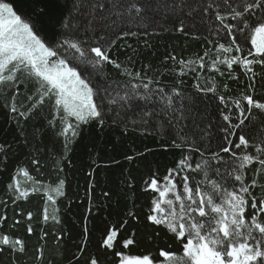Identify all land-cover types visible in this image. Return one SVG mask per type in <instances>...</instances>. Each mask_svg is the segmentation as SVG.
<instances>
[{"label": "snow or ice", "instance_id": "6c2138e0", "mask_svg": "<svg viewBox=\"0 0 264 264\" xmlns=\"http://www.w3.org/2000/svg\"><path fill=\"white\" fill-rule=\"evenodd\" d=\"M107 3L111 5V9L107 15H100L99 21H111L104 24L103 29L112 28L115 38L107 35L94 23L97 10L103 12L107 7L105 0H92L91 19L83 29L70 18L72 13H69L68 17H62L57 22L59 31L55 37L46 40L30 17H23L11 3L0 0V91L7 85L15 87L21 83V74L34 85L32 93L27 96L28 105H21L25 107L24 111L15 103L18 88L12 93V102L8 104L9 112L27 120L45 101L50 102L52 115L48 124L55 127L59 121L57 135L64 138L66 150L80 135L82 126L93 121L103 125L105 104L116 105L125 112L139 109L137 115L140 119L132 120V124L146 125L149 123L146 118L162 117L169 131L174 132L173 146L183 149L187 145L188 154L182 152L175 168L169 169L168 174L163 177V184L155 177L145 181L144 191L158 193V197L151 200L146 216L148 224L156 226L154 231L157 235L159 230H166L182 245V254L160 250L159 257L163 258L161 264H264V183L256 178L264 174V138L259 139L258 143H250L249 136L242 130L237 131L242 129L249 116L255 119L253 110L264 114V102L254 99L250 94L255 90L257 76L253 66L259 65L264 69V0H209L202 4V20L207 26L208 43L212 47L196 59L177 60L175 55L170 56L173 63L179 64L180 76L187 75L185 69L196 72L197 69L207 67L210 72L238 80L233 74V66L238 65L249 81L235 98L218 95L219 103L224 106L220 111L223 124L219 125L220 131L224 133V143L218 144L216 150H212L209 143L210 154L207 156L205 150L193 139L194 134H190L187 125L183 123L188 119L191 99L177 88L169 92L164 87H152L154 83L158 85L159 80H153L147 75L149 65H145L142 71H133L112 58V49L118 39L137 35L134 31L116 34L113 26L118 25V22L122 23L126 16L131 23L136 18L131 14L134 12L138 16L142 9L135 2L125 5L121 0H107ZM82 6V0H74L73 13L79 12ZM39 12L47 15L44 8ZM211 13H214L215 22L211 19ZM112 16L116 19L111 20ZM179 24L177 30L184 32V21L180 20ZM221 40L224 42H220ZM246 44H250V48H247L245 55ZM206 58H209L207 64ZM108 65L120 70V75L128 79L123 82L115 81L107 87L96 83V77H102ZM221 65L227 68V73L221 71ZM260 76L264 78V71ZM197 79L199 80V73ZM228 87L227 84L223 85L225 91ZM196 89L205 95L212 93L216 96L218 92L215 80H207L205 87L197 84ZM101 92L105 95L102 96ZM149 104L153 106L151 109L148 108ZM233 108L235 116L231 115ZM111 111L113 109L109 107L108 112ZM201 131L204 133L201 140L210 135L206 128ZM233 136L237 139L233 140ZM236 149L241 151L237 153ZM193 152H199V160L193 159ZM221 153L228 154L229 158L226 159ZM7 154L6 146L0 144V155L4 157L0 159V165L5 168L8 167ZM32 163L35 165L38 161L34 159ZM253 164L257 167L253 171L252 180L247 182L245 174ZM189 171L202 178L190 177L187 175ZM180 172L186 173L180 177L182 194L178 192L175 182ZM20 176L32 180L25 168L16 170L7 185L12 193V202L27 200L30 192L43 191V220L47 222L51 219L59 223L54 214V206L57 197L64 196L65 181L60 179L55 187L44 185L29 189L21 187ZM190 180L195 182V187L190 185ZM258 187L262 191L260 197L253 192ZM49 204L53 206L51 215L48 211ZM128 216L137 218L131 210L128 211ZM27 219H32V213L27 214ZM6 220V216H0V226ZM19 222L16 220L14 224ZM127 224L128 220L125 219L119 225L108 228L99 247L106 252H114L119 258L118 264H155L154 258L148 254L124 255L114 251L117 245L128 249L135 243L134 234L122 240L119 238ZM27 232H33L30 225ZM87 238L88 230L85 228V242ZM4 247L13 255L25 252L23 240L0 233V251ZM84 250L83 247L80 249ZM89 264H99V261L91 258Z\"/></svg>", "mask_w": 264, "mask_h": 264}, {"label": "trees", "instance_id": "16d2710c", "mask_svg": "<svg viewBox=\"0 0 264 264\" xmlns=\"http://www.w3.org/2000/svg\"><path fill=\"white\" fill-rule=\"evenodd\" d=\"M6 2L11 3L18 14L25 18L30 17L40 35L46 40L55 37L59 31L57 22L62 17H68L69 13H72L70 18L78 22L81 29L91 19L92 0H82L83 6L75 13L74 0H6ZM121 2L125 5L135 2L142 10L138 16L134 12L131 14L136 17L131 23L126 16L122 23L118 22V25L113 26L116 34L134 31L137 35L118 39L112 49V58L133 71H142L145 65H149L147 75L153 80H159V84L154 83L152 87H164L169 92L177 88L185 97L190 98L188 119L183 123L187 125V131L194 134L193 139L205 150V155H209V143L212 150H216L218 144L224 143V133L219 129V125L223 124L220 111L224 106L219 103L218 95L235 98L249 83L238 65L233 66V74L238 80L210 72L207 67L197 69L196 72L185 69L187 75L180 76L179 64L173 63L170 59L172 55H175L177 60L196 59L203 55L206 49L212 47L208 43L207 26L202 20V4L208 3L209 0L183 2L121 0ZM105 3L106 9L103 12L97 10L94 21L102 29L104 24L111 22L99 21L100 15H107L111 9L107 0ZM41 8L46 9L47 15L40 14ZM115 19V16L111 17V20ZM211 19L215 22L214 13H211ZM180 20L184 21V32L177 30L180 27ZM103 31L115 38L112 28ZM247 48H250V44L245 45V55ZM205 62L207 64L209 58H206ZM220 67L221 71L227 73L225 66ZM253 67L257 76L255 90L250 94L254 99L264 102V78L260 76L264 69L259 65ZM88 70L91 71L90 68ZM127 79L126 76L120 75V70L108 65L102 77L97 76L95 82L107 87L115 81L123 82ZM19 80L22 82L15 87L7 85L0 91V144L6 146L8 153L6 158L8 167L0 165V216L7 217L0 226V233L23 240L25 252L13 255L4 247L3 251H0V264H89L91 258H97L99 264H118L119 258L114 252H106L99 245L106 230L113 225H119L125 219L128 220V224L120 232L119 238L122 240L134 234L135 243L128 249L117 245L114 251L122 252L124 255L148 254L154 258L155 264L162 262L163 258L159 257L160 250L182 254V245L175 241L171 234L166 230H159L157 235L154 231L156 226L149 225L146 220L151 200L158 197V193L144 191L145 181L155 177L163 184V177L168 174L169 169L175 168L182 152L188 154L187 145L183 149L173 146L174 132L169 131L163 118H146L149 119L146 125L132 124V120L140 119L137 115L139 109L125 112L116 105L105 104L103 125L93 121L82 126L80 135L66 150L64 138L57 135L59 121L55 127L48 124L52 115L50 102L45 101L44 105L34 111L27 120L9 112L8 104L12 102L11 95L17 88L15 103L21 111L25 110L21 105H28L27 96L33 91L34 85L29 78L21 74ZM207 80H215L218 86L216 96L197 91L196 85L205 87ZM224 84L229 86L227 91L223 88ZM101 95L105 94L101 92ZM109 107L113 111L108 112ZM152 107L151 104L148 105V108ZM253 111L255 119L249 116L242 129L237 131L242 130L249 136L250 143H258L259 139L264 138V114L258 110ZM231 115H236L234 108ZM205 128L210 135L201 140L200 137L204 135L201 130ZM232 139L236 140L237 137L233 136ZM235 151L239 153L241 150ZM191 155L194 160L200 159L199 152H193ZM221 155L229 158L228 154ZM0 159L4 157L0 155ZM34 159L38 164L32 163ZM20 167L25 168L32 177L29 181L20 176L21 187L29 189L44 185L55 187L60 179L65 181L64 196L57 197L54 206V214L58 217L59 223L51 219L47 222L43 220L45 207L43 191L30 192L27 200L12 202V193L7 185ZM256 167L257 165L253 164L246 171L247 182L252 180ZM185 174L180 172L175 178L177 190L181 194L180 177ZM187 175L202 178L190 171ZM256 178L264 183V174ZM190 185L195 187V182L190 180ZM253 192L257 197L262 195L259 187L253 189ZM129 210L135 213L136 219L128 216ZM48 211L49 215L53 214L51 204L48 205ZM28 213H32L31 220L27 219ZM16 220L20 222L14 224ZM29 225L33 229L32 234L27 232ZM85 228L88 230L86 242ZM82 247L84 251H80Z\"/></svg>", "mask_w": 264, "mask_h": 264}]
</instances>
